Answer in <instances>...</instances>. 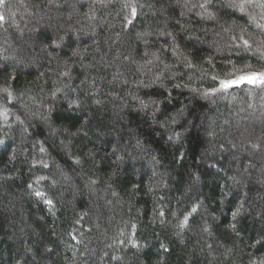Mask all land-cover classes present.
Here are the masks:
<instances>
[{
  "label": "trees",
  "instance_id": "trees-1",
  "mask_svg": "<svg viewBox=\"0 0 264 264\" xmlns=\"http://www.w3.org/2000/svg\"><path fill=\"white\" fill-rule=\"evenodd\" d=\"M241 2L0 5V264L264 261V88L206 95L264 70Z\"/></svg>",
  "mask_w": 264,
  "mask_h": 264
},
{
  "label": "snow or ice",
  "instance_id": "snow-or-ice-1",
  "mask_svg": "<svg viewBox=\"0 0 264 264\" xmlns=\"http://www.w3.org/2000/svg\"><path fill=\"white\" fill-rule=\"evenodd\" d=\"M253 3V0H242V2L238 5H233L236 7H239V9L243 12L245 10V4H251ZM5 0H0V5H4ZM201 7H204V5H201ZM260 7L264 8V0H260ZM131 15L134 17L136 15V8L135 6H132L131 8ZM264 19V16L261 17ZM5 21V16L2 12H0V23ZM131 23V21H129ZM257 27L264 29V23H257ZM243 46L245 49H250L252 47L251 44H249V41L247 39H244L243 36L240 37ZM261 44H264V40L260 42ZM191 67V64L188 65ZM251 65H245V68H251ZM239 74L233 75V73H228V75L232 78L228 79H220L218 81L219 87L218 88H211L206 92V95H213L218 91H227L229 88L233 86H241L243 84L252 85L253 87L258 88H264V70L255 71H243V70H236ZM213 79H217L216 77H213ZM11 99V96L9 95V101ZM75 103V101H73ZM143 107L146 109L148 107L147 104H143ZM6 111H0V115H6ZM171 139V138H170ZM0 143H3L0 141ZM37 196H41L42 193L37 192ZM49 204H51V201H47ZM193 212L196 211L195 208L192 209ZM237 213H233V217L235 218ZM188 220V217H185L184 223L186 224ZM233 229H235V225H233ZM257 243H264V240L257 241ZM261 264H264V261H261Z\"/></svg>",
  "mask_w": 264,
  "mask_h": 264
},
{
  "label": "rangeland",
  "instance_id": "rangeland-1",
  "mask_svg": "<svg viewBox=\"0 0 264 264\" xmlns=\"http://www.w3.org/2000/svg\"><path fill=\"white\" fill-rule=\"evenodd\" d=\"M21 24H24V23L22 22ZM19 27H20V26H19ZM32 30H33V29H32ZM17 31H18V30H17ZM20 31H21V32H20ZM25 31H26V29H24V28H23L22 30L19 29V35L21 34V35H20L21 38H22L23 36H25V35H24ZM26 34H27V33H26ZM28 64H29V66H30V65L33 64V62H32V61H31V63L28 62ZM22 66H23V65H22Z\"/></svg>",
  "mask_w": 264,
  "mask_h": 264
}]
</instances>
